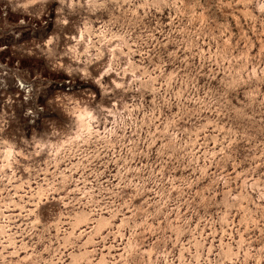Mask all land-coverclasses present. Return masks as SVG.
<instances>
[{
  "label": "rangeland",
  "instance_id": "1",
  "mask_svg": "<svg viewBox=\"0 0 264 264\" xmlns=\"http://www.w3.org/2000/svg\"><path fill=\"white\" fill-rule=\"evenodd\" d=\"M0 264H264V0H0Z\"/></svg>",
  "mask_w": 264,
  "mask_h": 264
}]
</instances>
